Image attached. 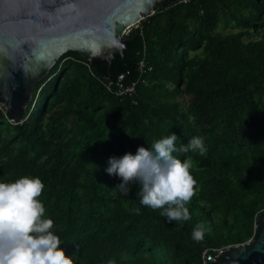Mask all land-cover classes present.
Returning a JSON list of instances; mask_svg holds the SVG:
<instances>
[{"label": "trees", "instance_id": "1", "mask_svg": "<svg viewBox=\"0 0 264 264\" xmlns=\"http://www.w3.org/2000/svg\"><path fill=\"white\" fill-rule=\"evenodd\" d=\"M180 1L110 65L62 56L19 121L0 99V264H203L251 238L264 0ZM119 75L132 97L105 88Z\"/></svg>", "mask_w": 264, "mask_h": 264}, {"label": "water", "instance_id": "2", "mask_svg": "<svg viewBox=\"0 0 264 264\" xmlns=\"http://www.w3.org/2000/svg\"><path fill=\"white\" fill-rule=\"evenodd\" d=\"M166 1L0 0V99L6 110L19 121L35 84L68 53L110 65L126 48L124 36ZM221 258L223 264H264V217L246 243L218 254L216 262Z\"/></svg>", "mask_w": 264, "mask_h": 264}, {"label": "built area", "instance_id": "3", "mask_svg": "<svg viewBox=\"0 0 264 264\" xmlns=\"http://www.w3.org/2000/svg\"><path fill=\"white\" fill-rule=\"evenodd\" d=\"M189 0H182L181 3H187ZM143 62H141L140 67L143 69ZM125 76H118L117 81H114V84L107 81L105 83V88L108 92L112 93L115 97L119 99H125L126 97H132L135 94V84L131 86H125L124 84ZM135 104V102H133ZM264 212V211H263ZM232 247H226V248H219V249H209L205 250L202 253V263H215L217 260V255L224 253L228 249H231Z\"/></svg>", "mask_w": 264, "mask_h": 264}, {"label": "clouds", "instance_id": "4", "mask_svg": "<svg viewBox=\"0 0 264 264\" xmlns=\"http://www.w3.org/2000/svg\"><path fill=\"white\" fill-rule=\"evenodd\" d=\"M263 217H264V216H263ZM257 220H258V218H257ZM257 220H256V221H257ZM254 226H255V224H254ZM243 244H244V243H243ZM236 246H238V245H235L234 247H236ZM232 248H233V247H232ZM232 248H231V249H232Z\"/></svg>", "mask_w": 264, "mask_h": 264}, {"label": "rangeland", "instance_id": "5", "mask_svg": "<svg viewBox=\"0 0 264 264\" xmlns=\"http://www.w3.org/2000/svg\"><path fill=\"white\" fill-rule=\"evenodd\" d=\"M180 2H182V1H180Z\"/></svg>", "mask_w": 264, "mask_h": 264}]
</instances>
